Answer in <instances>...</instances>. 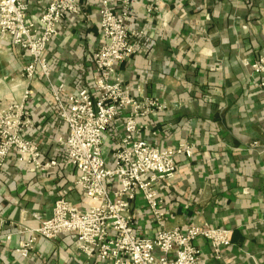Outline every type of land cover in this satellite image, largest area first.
<instances>
[{
    "label": "crops",
    "instance_id": "crops-1",
    "mask_svg": "<svg viewBox=\"0 0 264 264\" xmlns=\"http://www.w3.org/2000/svg\"><path fill=\"white\" fill-rule=\"evenodd\" d=\"M82 11L68 15L48 47L53 79L66 94L94 86V52L101 45L99 0H80ZM46 0L30 7L36 20ZM129 28L143 30L136 40L141 53L116 66L133 97L144 95L166 104L164 111L141 120L143 137L159 148L182 140L195 144L193 156L177 157V171L167 189L160 188L168 227L209 223L230 229L225 264H264V153L248 148L264 143V88L254 87L244 63L264 56V0H165L150 9L146 0H132ZM29 57L5 42L0 51V107L19 100L27 87L22 75ZM27 101L32 124L26 136L45 159L60 157L56 143L67 132L46 83L31 82ZM119 121L103 136V153L118 143ZM78 171L64 164L43 174L19 164L11 155L0 173V202L13 236L0 240V264H107L87 258L73 233L47 241L37 238L29 257L16 252L51 213L53 202L67 192L79 208L91 201L76 187ZM136 232L154 235L157 228L145 203L134 209ZM21 231V232H19ZM208 263L212 252L197 240Z\"/></svg>",
    "mask_w": 264,
    "mask_h": 264
},
{
    "label": "built area",
    "instance_id": "built-area-1",
    "mask_svg": "<svg viewBox=\"0 0 264 264\" xmlns=\"http://www.w3.org/2000/svg\"><path fill=\"white\" fill-rule=\"evenodd\" d=\"M37 0H0V51L5 42L19 47L29 57L22 75L27 87L19 100L0 107V173L6 160L15 155L19 164L43 174L60 164L75 168L76 187L91 201L79 208L67 197L58 196L49 216L38 227H26V240L16 252L29 257L39 237L52 241L73 233L78 250L87 258L107 264H225L224 250L231 245L230 229L209 223L168 227L162 209L160 188L167 189L177 171V157L193 156L195 144L182 140L159 148L144 137L141 120L164 111L166 104L144 95L133 97L131 88L117 75L116 66L141 53L136 40L143 30L130 29L132 0H99L101 45L94 52V86L66 94V85L53 79L48 63V47L68 15L82 11L80 0H46L36 20L29 10ZM158 9L165 0H146ZM251 70L254 87L264 88V56L245 61ZM41 78L49 88L54 105L67 132L56 143L60 157L45 159L42 149L26 136L33 120L27 101L34 96L31 82ZM120 122L118 143L106 157L103 136ZM249 149L264 153V143L253 140ZM142 199L157 228L154 235L136 232L134 209ZM0 202V240L13 233ZM21 232V231H19ZM210 245L212 257L202 261L197 240ZM257 264V263H256Z\"/></svg>",
    "mask_w": 264,
    "mask_h": 264
}]
</instances>
